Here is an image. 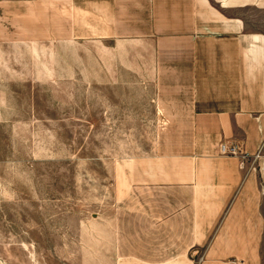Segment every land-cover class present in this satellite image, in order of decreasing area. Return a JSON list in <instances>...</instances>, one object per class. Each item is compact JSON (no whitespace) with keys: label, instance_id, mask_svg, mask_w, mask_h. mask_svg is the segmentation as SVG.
Listing matches in <instances>:
<instances>
[{"label":"rangeland","instance_id":"rangeland-1","mask_svg":"<svg viewBox=\"0 0 264 264\" xmlns=\"http://www.w3.org/2000/svg\"><path fill=\"white\" fill-rule=\"evenodd\" d=\"M262 2L239 17L264 31ZM156 4L0 0V264L113 262L110 216L158 139L155 124L130 120L150 113L133 85L154 76L120 70L151 44L110 13Z\"/></svg>","mask_w":264,"mask_h":264},{"label":"crops","instance_id":"crops-1","mask_svg":"<svg viewBox=\"0 0 264 264\" xmlns=\"http://www.w3.org/2000/svg\"><path fill=\"white\" fill-rule=\"evenodd\" d=\"M155 1L135 15L110 13L151 44L150 57L138 50L136 65L120 70L154 76L133 85L135 107L141 99L150 113L130 120L155 124L158 139L134 159L129 193L110 216V264H264V163L255 162L264 150V31L239 17L254 0ZM223 144L250 158L222 156Z\"/></svg>","mask_w":264,"mask_h":264},{"label":"built area","instance_id":"built-area-1","mask_svg":"<svg viewBox=\"0 0 264 264\" xmlns=\"http://www.w3.org/2000/svg\"><path fill=\"white\" fill-rule=\"evenodd\" d=\"M221 155L225 157H239L243 161H248L250 156L242 152L241 147L238 144L227 145L223 144L221 147ZM204 261V257L200 259V262Z\"/></svg>","mask_w":264,"mask_h":264}]
</instances>
